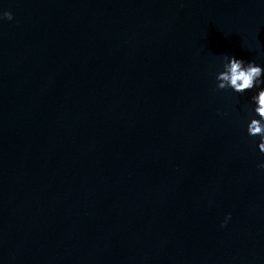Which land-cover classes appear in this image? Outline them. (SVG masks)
Masks as SVG:
<instances>
[{
    "label": "water",
    "instance_id": "1",
    "mask_svg": "<svg viewBox=\"0 0 264 264\" xmlns=\"http://www.w3.org/2000/svg\"><path fill=\"white\" fill-rule=\"evenodd\" d=\"M0 10V264H264L254 89L215 78L264 65L261 0Z\"/></svg>",
    "mask_w": 264,
    "mask_h": 264
},
{
    "label": "clouds",
    "instance_id": "2",
    "mask_svg": "<svg viewBox=\"0 0 264 264\" xmlns=\"http://www.w3.org/2000/svg\"><path fill=\"white\" fill-rule=\"evenodd\" d=\"M264 3V0H261ZM13 19L9 10H0V20ZM216 87L218 89H231L235 93H244L253 90L250 105L247 110L250 118L247 120V132L256 138V144L261 153H264V65L255 60H245L234 54H223L222 70L216 73ZM257 168L264 169V159L259 160ZM231 213L225 216L222 226L227 225Z\"/></svg>",
    "mask_w": 264,
    "mask_h": 264
}]
</instances>
